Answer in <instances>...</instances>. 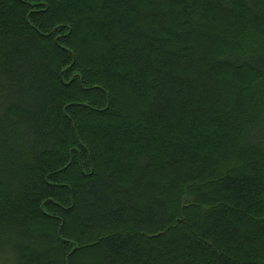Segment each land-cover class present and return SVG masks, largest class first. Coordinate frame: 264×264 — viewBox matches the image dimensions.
Here are the masks:
<instances>
[{
  "label": "trees",
  "instance_id": "1",
  "mask_svg": "<svg viewBox=\"0 0 264 264\" xmlns=\"http://www.w3.org/2000/svg\"><path fill=\"white\" fill-rule=\"evenodd\" d=\"M0 264H264V0H0Z\"/></svg>",
  "mask_w": 264,
  "mask_h": 264
},
{
  "label": "rangeland",
  "instance_id": "2",
  "mask_svg": "<svg viewBox=\"0 0 264 264\" xmlns=\"http://www.w3.org/2000/svg\"><path fill=\"white\" fill-rule=\"evenodd\" d=\"M208 45V44H207ZM209 47L210 46H206V47H201V48H198V49H196L197 50V52L198 53H201L203 50L205 51H207V49H209ZM214 47V46H213ZM211 49H213L212 47H211ZM206 93H208V95H209V92H206ZM212 94H213V92H212ZM210 95H211V91H210Z\"/></svg>",
  "mask_w": 264,
  "mask_h": 264
}]
</instances>
